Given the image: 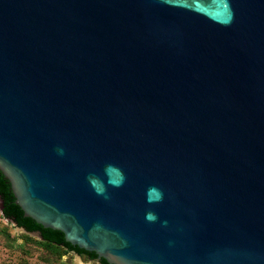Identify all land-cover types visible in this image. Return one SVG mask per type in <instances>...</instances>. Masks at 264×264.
Instances as JSON below:
<instances>
[{
  "label": "water",
  "instance_id": "obj_1",
  "mask_svg": "<svg viewBox=\"0 0 264 264\" xmlns=\"http://www.w3.org/2000/svg\"><path fill=\"white\" fill-rule=\"evenodd\" d=\"M0 171L110 264H264V0H0Z\"/></svg>",
  "mask_w": 264,
  "mask_h": 264
},
{
  "label": "rangeland",
  "instance_id": "obj_2",
  "mask_svg": "<svg viewBox=\"0 0 264 264\" xmlns=\"http://www.w3.org/2000/svg\"><path fill=\"white\" fill-rule=\"evenodd\" d=\"M0 264H98L13 226L0 216Z\"/></svg>",
  "mask_w": 264,
  "mask_h": 264
},
{
  "label": "trees",
  "instance_id": "obj_3",
  "mask_svg": "<svg viewBox=\"0 0 264 264\" xmlns=\"http://www.w3.org/2000/svg\"><path fill=\"white\" fill-rule=\"evenodd\" d=\"M0 198L2 200V214L3 217L14 222L15 226L22 227L26 232L39 231L42 240L48 244L61 246L67 252H73L87 260L97 261L98 264H110L105 259H98L94 252L86 251L76 245H72L64 238V234L59 230L51 228H44L42 225L36 223L32 218L25 217L22 209L15 203L14 195L11 191L10 183L0 171Z\"/></svg>",
  "mask_w": 264,
  "mask_h": 264
},
{
  "label": "clouds",
  "instance_id": "obj_4",
  "mask_svg": "<svg viewBox=\"0 0 264 264\" xmlns=\"http://www.w3.org/2000/svg\"><path fill=\"white\" fill-rule=\"evenodd\" d=\"M156 191H158V190L155 189V188H150V189L148 190V192H149L148 202H149V203L156 202V201H154V200L151 198V193L156 192ZM155 218H156V217H155L154 213L149 212V213L146 214V219H148V220H150V221L155 220Z\"/></svg>",
  "mask_w": 264,
  "mask_h": 264
},
{
  "label": "built area",
  "instance_id": "obj_5",
  "mask_svg": "<svg viewBox=\"0 0 264 264\" xmlns=\"http://www.w3.org/2000/svg\"><path fill=\"white\" fill-rule=\"evenodd\" d=\"M0 216H3L2 211L0 210Z\"/></svg>",
  "mask_w": 264,
  "mask_h": 264
}]
</instances>
